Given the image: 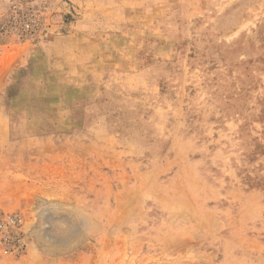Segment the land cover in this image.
I'll return each mask as SVG.
<instances>
[{
  "label": "rangeland",
  "instance_id": "rangeland-1",
  "mask_svg": "<svg viewBox=\"0 0 264 264\" xmlns=\"http://www.w3.org/2000/svg\"><path fill=\"white\" fill-rule=\"evenodd\" d=\"M69 31L100 75L45 113L29 80ZM13 216L0 264H264V0H0Z\"/></svg>",
  "mask_w": 264,
  "mask_h": 264
},
{
  "label": "crops",
  "instance_id": "crops-1",
  "mask_svg": "<svg viewBox=\"0 0 264 264\" xmlns=\"http://www.w3.org/2000/svg\"><path fill=\"white\" fill-rule=\"evenodd\" d=\"M71 25L72 24L70 23L68 26L64 27L69 28ZM73 26L76 27L77 25L75 24ZM71 36H74L75 39L77 38V44L72 40ZM80 40H82V38H78V32L72 34L69 31L68 34L63 33L59 37L57 36L56 39L54 38L51 43L45 45L44 50H47V53H44L45 56L48 57L49 61H52V63L55 64L52 66L53 68H48L45 67L44 63H40L39 68L37 69L38 75L31 77L29 80V82L35 87L33 95L40 96L38 98L39 100L41 97L45 98L44 103L46 106H42V110H49L51 113L64 110V107L59 110V106L66 101L71 100L73 96L88 95L85 91L87 87L83 84H87V80H89L92 82L90 85H93L94 78L100 75L98 69L100 67L102 68V65L99 61L100 59L95 56L100 54V51L94 49L91 51L90 45H92L93 42L83 44ZM28 50L29 49H26L25 53H27ZM23 55L24 54L19 55V57H17L12 63H17L18 65L25 62V60L26 63H28L29 60L27 59L29 57L27 56L24 58ZM94 72L97 73L95 74V77H93ZM97 80H99V78ZM97 82H95V85H97ZM28 90L29 89L24 90V92H27ZM45 113L48 112L46 111ZM16 263L23 264L20 261Z\"/></svg>",
  "mask_w": 264,
  "mask_h": 264
},
{
  "label": "built area",
  "instance_id": "built-area-1",
  "mask_svg": "<svg viewBox=\"0 0 264 264\" xmlns=\"http://www.w3.org/2000/svg\"><path fill=\"white\" fill-rule=\"evenodd\" d=\"M20 219L18 216H13V217H8L5 221H3V223H1V227L4 229L6 224H8L10 227L14 228L17 227L20 224ZM1 240L3 245L7 246V247H17L19 245L13 244V242H18L20 243V239L16 238V237H11L6 231L3 232L2 236H1Z\"/></svg>",
  "mask_w": 264,
  "mask_h": 264
}]
</instances>
